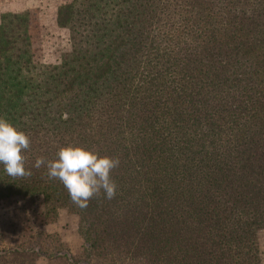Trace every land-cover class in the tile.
Wrapping results in <instances>:
<instances>
[{"label": "trees", "instance_id": "1", "mask_svg": "<svg viewBox=\"0 0 264 264\" xmlns=\"http://www.w3.org/2000/svg\"><path fill=\"white\" fill-rule=\"evenodd\" d=\"M57 24L71 48L43 64L30 12L0 18V117L30 137L31 173L0 165V201H39L43 226L78 216L70 264H262L264 0H69ZM68 145L119 158L112 199L80 208L35 167Z\"/></svg>", "mask_w": 264, "mask_h": 264}, {"label": "rangeland", "instance_id": "2", "mask_svg": "<svg viewBox=\"0 0 264 264\" xmlns=\"http://www.w3.org/2000/svg\"><path fill=\"white\" fill-rule=\"evenodd\" d=\"M68 1L0 0V18L5 13L30 12L35 61L59 64L71 48L69 32L57 24L58 8ZM40 210L39 201L18 198L0 201V249L38 246L46 255L34 264H70L61 259L65 254L80 258L85 246L79 231L80 218L62 212L56 222L43 226L39 224ZM258 238L264 264V230Z\"/></svg>", "mask_w": 264, "mask_h": 264}, {"label": "clouds", "instance_id": "3", "mask_svg": "<svg viewBox=\"0 0 264 264\" xmlns=\"http://www.w3.org/2000/svg\"><path fill=\"white\" fill-rule=\"evenodd\" d=\"M30 147V137L4 117H0V165L9 176L30 175L25 167L24 152ZM119 158L100 156L80 146L61 147L54 160L43 157L35 167L45 165L49 178L59 179L68 190L74 204L86 208L96 194L103 191L107 199L116 194L117 185L111 171L119 166Z\"/></svg>", "mask_w": 264, "mask_h": 264}]
</instances>
